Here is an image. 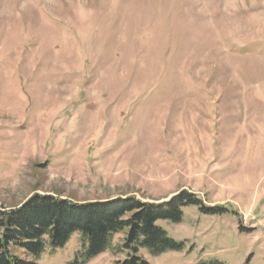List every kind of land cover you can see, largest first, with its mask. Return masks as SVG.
I'll return each mask as SVG.
<instances>
[{
  "label": "rangeland",
  "instance_id": "rangeland-1",
  "mask_svg": "<svg viewBox=\"0 0 264 264\" xmlns=\"http://www.w3.org/2000/svg\"><path fill=\"white\" fill-rule=\"evenodd\" d=\"M182 191L223 210L157 221L183 247L149 264H264V0H0V209Z\"/></svg>",
  "mask_w": 264,
  "mask_h": 264
},
{
  "label": "trees",
  "instance_id": "trees-1",
  "mask_svg": "<svg viewBox=\"0 0 264 264\" xmlns=\"http://www.w3.org/2000/svg\"><path fill=\"white\" fill-rule=\"evenodd\" d=\"M188 205H197L206 212L223 210L205 207L196 194L186 191L164 203L117 198L77 204L49 195H34L17 208L0 209V264H35L47 243L51 248L63 247L74 233H79L88 245L81 264L108 249L127 252L116 264H149L139 254L140 249H146L151 256L182 249L183 244L169 238L156 223L180 222L182 208ZM118 233L124 234L123 242L113 247V236ZM19 251L31 260L22 259ZM197 264L223 263L202 260Z\"/></svg>",
  "mask_w": 264,
  "mask_h": 264
}]
</instances>
